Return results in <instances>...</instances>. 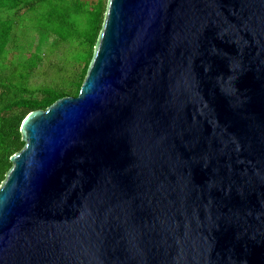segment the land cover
Segmentation results:
<instances>
[{"label": "water", "instance_id": "95a60500", "mask_svg": "<svg viewBox=\"0 0 264 264\" xmlns=\"http://www.w3.org/2000/svg\"><path fill=\"white\" fill-rule=\"evenodd\" d=\"M20 134L0 264H264V0H107Z\"/></svg>", "mask_w": 264, "mask_h": 264}, {"label": "trees", "instance_id": "16d2710c", "mask_svg": "<svg viewBox=\"0 0 264 264\" xmlns=\"http://www.w3.org/2000/svg\"><path fill=\"white\" fill-rule=\"evenodd\" d=\"M106 7L107 0H0V59L6 56L8 46L16 43L20 22H31L34 29L53 37L57 46H77L71 56L74 68L41 86L33 83L42 62L38 54L7 63L4 68V63L0 64V185L12 167L11 157L24 146L20 134L23 120L59 99L77 96L102 30ZM56 72L61 74L62 68Z\"/></svg>", "mask_w": 264, "mask_h": 264}, {"label": "rangeland", "instance_id": "374dc122", "mask_svg": "<svg viewBox=\"0 0 264 264\" xmlns=\"http://www.w3.org/2000/svg\"><path fill=\"white\" fill-rule=\"evenodd\" d=\"M19 28L15 33L16 43L10 44L6 56L0 59V64L4 63L3 68L7 63H15L22 58L38 54L42 57V62L35 72L33 83L40 86L52 79L64 77L67 71L74 68L71 56L77 50L75 43L57 46L53 37L37 31L29 21L26 24L20 22ZM58 67L62 68L61 74L56 72Z\"/></svg>", "mask_w": 264, "mask_h": 264}]
</instances>
